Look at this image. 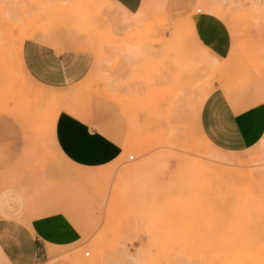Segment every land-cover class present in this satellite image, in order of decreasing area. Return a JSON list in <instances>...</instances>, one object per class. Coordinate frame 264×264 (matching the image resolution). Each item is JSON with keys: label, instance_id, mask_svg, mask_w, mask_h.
I'll list each match as a JSON object with an SVG mask.
<instances>
[{"label": "snow or ice", "instance_id": "6c2138e0", "mask_svg": "<svg viewBox=\"0 0 264 264\" xmlns=\"http://www.w3.org/2000/svg\"><path fill=\"white\" fill-rule=\"evenodd\" d=\"M15 7H33L40 14L34 25L18 22L10 38L5 32L7 42L0 50V264H36L32 253L43 246L39 227L44 217L61 218L62 226L73 233L69 251H87L88 259L81 264H188L165 260L169 249L181 254L199 249L201 255L191 264H264V191L258 218L233 199L225 198L221 204L207 194L215 192L214 187L205 192L194 180L177 183L181 170L175 165L162 175L153 166L159 147L141 153L142 163L134 174L122 173L131 136L147 112L126 119V114L130 116L126 104L112 99L127 94L132 74L137 73L143 83L135 98L156 101L160 118L152 123L158 128L167 121L170 143L184 140V133L191 143L212 149L216 159L230 162L226 167L241 172L249 166L264 170V0L212 5L230 11L213 10L207 18L200 14L209 5L194 0ZM85 7L100 11L85 29L70 32L57 23L64 14L57 9ZM169 9L179 19L167 21L165 32L171 35L160 42L162 51L152 52L134 39L104 44L98 35L105 27L117 37L134 28L141 33L156 29L161 10ZM245 22L259 33L255 45L259 63L245 67L240 86L215 69L231 65L239 55L240 26ZM113 55L118 62H113ZM193 69L199 71L193 73ZM192 74L200 75L194 91L183 86ZM117 82L123 87L113 88ZM160 90H164L162 99L151 95ZM37 106L42 109L38 127L33 116ZM112 111L119 119L109 118L107 113ZM257 111L262 114L260 129L250 139L245 121ZM63 122L103 142L116 160L73 157L61 139ZM37 137L55 169L95 178L86 195L75 191L56 197L39 194V153L33 148ZM257 152L260 160L249 165ZM192 155L191 151L180 153L181 157ZM129 187L135 193L134 206L125 212L120 191ZM178 197L186 211L173 213L170 205ZM47 247L52 253V247ZM93 249L95 260L91 259ZM209 254L219 259H209ZM48 264H53L51 258Z\"/></svg>", "mask_w": 264, "mask_h": 264}, {"label": "rangeland", "instance_id": "374dc122", "mask_svg": "<svg viewBox=\"0 0 264 264\" xmlns=\"http://www.w3.org/2000/svg\"><path fill=\"white\" fill-rule=\"evenodd\" d=\"M209 1L213 3L209 4ZM97 2H99V0H0V5L11 6L9 8L0 7V50L3 49L5 43L7 42V38L4 36L5 32L9 34L8 38H10V33L12 29L17 27L18 22L22 21L25 27L34 25L40 14L39 9L33 7H15L17 4L29 6L46 3L88 5ZM159 2L172 4L175 3L176 0H159ZM188 2H192V0H188ZM194 2L209 5V7H207L205 11L200 14L201 17L207 18L213 10L217 12L222 11L224 13H228L230 11L229 7H224L223 9H213V7H211L212 5H232L234 3L250 4L258 2V0H194ZM56 11L57 13L62 11L64 13L62 16L58 17L57 22L60 21L63 25H67L70 21H73V23H75L81 30L90 26V20H95L100 16V11L98 9H88L86 7L68 10L57 9ZM169 19H179V14L174 13L171 9L168 11L161 10L156 20V29L146 28L142 33L134 28L131 33H125L123 36L117 37L110 32L108 27H105L98 33V35L102 37V43L104 44H110L115 40L123 42L124 40L134 39L138 44L149 47V50L152 52L162 51L159 47L160 42L171 35L170 33L165 32V29L167 28V21ZM240 32L243 34V38L238 42L239 55L234 59L231 65L223 66L215 69V71L219 72L226 78H230L238 85L243 86L240 82L245 67L248 64L257 65L259 63V49L255 47L259 41V33L252 29L251 25L247 22L240 26ZM219 46L221 47V50H223V44H220ZM230 46L231 45L229 43V47ZM111 59L114 63L118 62L116 55H113ZM161 59H163V57H161ZM198 71L199 70L193 69V73ZM157 79H160V77L158 76ZM185 82H192L191 84H193L196 88L200 82V75L192 74ZM142 83L143 81L140 80L139 75L137 73H133L132 80L126 88L127 94L112 97L117 104L120 102L126 104L127 113L130 114V116L127 114L125 115L126 119L135 117L137 112H147V115L142 117L141 124L137 126V129L131 136L130 147L127 156L124 158V167L121 169V172L125 174H134L142 163L139 159L141 153L147 151L149 148L159 147L160 151L156 152L153 157V166L162 175L166 172L169 165H175V167L181 170V174L175 177L177 183L185 180L192 182L194 180L205 192H207L209 188L214 187L216 191L207 192V194L212 196L219 203L222 204L225 198L233 199L238 204H242V201H244L246 205L249 203L247 207L244 203L242 205L239 204V206L242 209L244 208V205L246 208H250L257 214L258 218L261 192L264 191V170H261L259 167L249 166L245 171H236L237 169L232 170L233 168L226 167V163L230 162H225L220 165V168H223V170L226 171L228 175V180H226L228 182L226 181L225 183H220L217 176L213 174L214 171H212V169L210 170V166H208V171L206 170L208 168L207 165L210 164L207 159L208 156L215 154L212 149L206 146L201 148L200 146L191 143L190 137L184 133L181 134L185 135V139L179 141L180 143H170L169 135L171 126L168 125L167 121H165L164 124L158 128L153 126L152 122L160 118L159 113L155 109L156 101L153 100L151 102H145L142 99L135 98V93ZM112 87L119 89L120 87H123V85L117 82L114 83ZM163 92L164 90H160L158 92L154 91L151 95L156 96L158 99H162ZM107 115L109 118L116 119L113 115V111L107 113ZM33 116L38 127L42 119V109L39 106L35 108ZM176 127L179 130L180 126L177 125ZM173 146L178 147V150H169ZM33 148L34 151L39 153L37 156V163L40 173L38 178V181L41 184L40 195L56 197L64 195L68 191H75L79 194L86 195L88 189L93 187L94 181L90 180H94V177H81L82 175H75L66 171L55 169V162L44 154L43 141L39 137L36 138ZM188 151L193 152L194 155L180 156L181 152ZM131 156L136 157L137 159H130ZM260 158L261 157L258 152L253 154L251 160L249 161V165H255ZM196 163L197 165H195ZM199 164H201V166ZM237 164H239V162H237ZM235 172H239L237 173L238 175L235 174ZM242 173H244L243 175L245 178H243L244 176ZM53 174L55 176L54 179L51 178ZM110 175L111 174L109 173V176ZM117 175L119 176L120 173H117ZM86 177L89 178L87 179ZM105 186H107V177L105 178ZM0 188H2V184H0ZM134 196L135 193L131 191L130 187L127 189L121 188L120 197L125 212L134 206ZM170 211L173 213L186 211L184 201L178 197L171 203ZM125 222H127L126 217ZM133 223H135V220H133ZM191 223L192 221L189 220L188 226H191ZM39 231L46 239L47 245H50L53 250L52 253H50L48 249V255L45 257L46 261L43 264H48L50 258L53 261V264H81L82 261L88 259L86 250L69 251L74 242V235L62 226L61 218H42L40 221ZM95 251L96 250L93 249L91 257L92 260H95L96 258ZM200 255L201 253L199 249H186L182 254L180 253V250H176L174 252L169 249L164 256V259L180 260L182 262L187 261L188 264H191L192 260L198 258ZM208 258L219 259L218 256L213 257L211 254H209Z\"/></svg>", "mask_w": 264, "mask_h": 264}, {"label": "crops", "instance_id": "0c3cea01", "mask_svg": "<svg viewBox=\"0 0 264 264\" xmlns=\"http://www.w3.org/2000/svg\"><path fill=\"white\" fill-rule=\"evenodd\" d=\"M57 23L63 25L60 21ZM63 26L70 32L81 30L75 23H73V21H70L69 24ZM113 115L116 119H119L115 111H113ZM261 119L262 114L260 111H257L251 117L246 118L245 125L246 129L249 131L250 139L256 132L259 131ZM60 130L64 146L73 157L87 161H106L109 157H111L114 161L116 160V157L113 156L111 148L105 146V144L98 139L89 138V136H86L84 132L75 125L63 122L60 126ZM0 195H2V188H0ZM41 240L43 241V246L34 248L32 253V259L36 262V264H41V262L44 263L46 261L45 257L48 255L46 239L41 236Z\"/></svg>", "mask_w": 264, "mask_h": 264}, {"label": "bare ground", "instance_id": "6f19581e", "mask_svg": "<svg viewBox=\"0 0 264 264\" xmlns=\"http://www.w3.org/2000/svg\"><path fill=\"white\" fill-rule=\"evenodd\" d=\"M209 4L210 3H213V2H208ZM209 9V8H208ZM189 79V78H188ZM189 81V80H188ZM192 83V82H191ZM190 82H185L184 83V85L183 86H185V87H187V88H189V89H191V90H195L196 88L193 86V84H191ZM197 85V84H196ZM177 86V88H179L180 87V85L179 84H177L176 85ZM180 143V142H179ZM185 143H187V142H185ZM183 145H184V143H183ZM187 146V145H186ZM208 161H209V163L210 164H208L207 165V167L208 166H210V170L212 169V171H214V175H216L217 176V178H218V180L220 181V183H225L228 179H227V177H228V175H227V173H226V171L225 170H223V168H220V165L221 164H223V163H225V161H223V160H218V159H216V155L215 154H212V155H210V156H208ZM237 162H239V161H237ZM194 165V164H193ZM195 165H197V163L195 164ZM194 165V166H195ZM200 166H201V164H199ZM193 166V167H194ZM206 166V165H205ZM195 168H196V166H195ZM197 169H198V167H197ZM208 169H209V167L206 169L207 171H208ZM225 169V168H224ZM232 170H234V169H232ZM199 171H200V167H199ZM236 171H238V170H236ZM202 172V171H201ZM227 172H229V171H227ZM233 172V171H232ZM211 173V172H210ZM237 173H239V172H237ZM236 172H235V174H237ZM241 173V172H240ZM246 173V172H245ZM208 174V173H207ZM212 174V175H213ZM244 173H242V175H243ZM238 175V174H237ZM240 175V174H239ZM242 175H240V176H242ZM74 176V175H73ZM81 176V175H80ZM234 176V175H233ZM244 176V175H243ZM248 176V175H247ZM75 177V176H74ZM73 177V178H74ZM78 177V176H77ZM81 177H84L83 175L81 176ZM87 178V177H86ZM89 178V177H88ZM87 178V179H88ZM243 178H245V176L243 177ZM262 178V177H261ZM94 179V178H93ZM227 179V180H226ZM241 179V178H240ZM81 180V179H80ZM80 180H76V181H80ZM90 180V179H89ZM88 180V181H89ZM84 181H85V179H84ZM90 181H95V179L94 180H90ZM181 182V181H180ZM179 182V183H180ZM228 182V181H227ZM243 203H244V201H242ZM242 203V204H243ZM240 204V203H239ZM242 204H240V205H242ZM245 204V203H244ZM249 204V203H248ZM247 204V205H248ZM246 205V204H245ZM245 205H244V208L243 209H245L246 207H247V205H246V207H245ZM252 205V204H251ZM243 207V206H242ZM252 207H254V206H252ZM95 259H97L98 257H97V252L95 251Z\"/></svg>", "mask_w": 264, "mask_h": 264}, {"label": "built area", "instance_id": "2783aa9c", "mask_svg": "<svg viewBox=\"0 0 264 264\" xmlns=\"http://www.w3.org/2000/svg\"><path fill=\"white\" fill-rule=\"evenodd\" d=\"M132 158H133V156L130 157V159H132Z\"/></svg>", "mask_w": 264, "mask_h": 264}]
</instances>
